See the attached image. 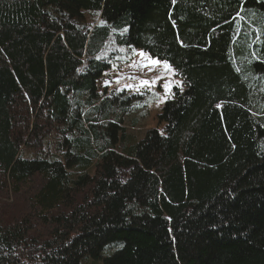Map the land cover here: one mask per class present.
Instances as JSON below:
<instances>
[{
    "label": "trees",
    "instance_id": "trees-1",
    "mask_svg": "<svg viewBox=\"0 0 264 264\" xmlns=\"http://www.w3.org/2000/svg\"><path fill=\"white\" fill-rule=\"evenodd\" d=\"M0 264H264V0H0Z\"/></svg>",
    "mask_w": 264,
    "mask_h": 264
},
{
    "label": "rangeland",
    "instance_id": "rangeland-1",
    "mask_svg": "<svg viewBox=\"0 0 264 264\" xmlns=\"http://www.w3.org/2000/svg\"><path fill=\"white\" fill-rule=\"evenodd\" d=\"M140 53L136 51L128 65L105 72L97 82V89L99 95L110 92L124 93L150 101L147 116L137 129V132L142 133L146 129L161 130L157 123L161 107L166 100L172 98L174 89L182 92L184 84L171 68L166 70L163 63L153 65L149 63L151 59L147 55L141 56ZM142 81L149 83L142 84ZM165 84L170 85L168 92L165 91Z\"/></svg>",
    "mask_w": 264,
    "mask_h": 264
},
{
    "label": "snow or ice",
    "instance_id": "snow-or-ice-1",
    "mask_svg": "<svg viewBox=\"0 0 264 264\" xmlns=\"http://www.w3.org/2000/svg\"><path fill=\"white\" fill-rule=\"evenodd\" d=\"M140 55L141 56H144V53H140ZM149 63H151V64H153V65H156V64H159V63H161L160 61H157V60H149ZM147 65H145V67H146ZM169 65L167 64V63H164V68L167 70V69H169ZM119 81H117V83H118ZM106 83V85H107V81L105 82ZM142 84H148L149 82L148 81H142L141 82ZM164 88H165V91L166 92H168L169 90H170V85L169 84H165L164 85Z\"/></svg>",
    "mask_w": 264,
    "mask_h": 264
}]
</instances>
